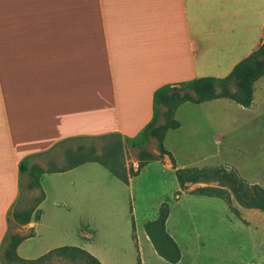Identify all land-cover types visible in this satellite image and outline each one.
<instances>
[{
  "label": "crops",
  "instance_id": "crops-1",
  "mask_svg": "<svg viewBox=\"0 0 264 264\" xmlns=\"http://www.w3.org/2000/svg\"><path fill=\"white\" fill-rule=\"evenodd\" d=\"M28 1L30 8L25 0L24 8L31 12L15 32L0 34V254L7 233L31 234L16 247L22 259L34 260L58 247L74 246L105 264L84 245L91 244L95 234L83 229L81 219L96 215L97 205L68 183L84 163L42 173L43 197L22 224L12 216L21 195L20 166L65 139L117 133L123 140L137 141L155 116L159 88L201 76L224 77L259 45L264 39V0H73L72 5L62 0ZM263 80L264 76L254 82L249 107ZM165 149L174 164L167 154L156 161L173 173L186 167L171 149ZM149 162L135 176L127 170V184L109 171L124 186L120 198L127 208L114 206L113 192L101 195V201L113 205L112 212H128L140 264H193L185 260L166 223L181 252L175 263L156 252L144 230L145 222L156 218L162 200L136 222L133 183ZM46 173L67 177L51 179L49 194L41 183ZM100 182L113 184L111 179ZM57 259L80 261L52 254L24 264ZM0 264H4L1 257Z\"/></svg>",
  "mask_w": 264,
  "mask_h": 264
},
{
  "label": "rangeland",
  "instance_id": "rangeland-1",
  "mask_svg": "<svg viewBox=\"0 0 264 264\" xmlns=\"http://www.w3.org/2000/svg\"><path fill=\"white\" fill-rule=\"evenodd\" d=\"M23 2L0 0V34L14 33L19 21L31 12V9L24 8L26 2L29 8L31 3L28 0H25V4ZM61 2L72 5L73 0ZM160 110L157 124L164 122L163 106H160ZM175 112L174 118L181 127L166 131L163 144L172 150L178 162L186 164V167L234 169L247 183H258L264 188V86H256L253 104L248 109L227 98H218L200 104L184 102ZM115 139L92 137L65 141L48 152L31 157L27 166L38 164L46 169L52 163L53 166L62 167L66 165L67 149L93 147L96 154H102L103 145ZM119 157L129 173L139 171L141 164L150 161L133 183L138 208L136 222L140 223L151 214L160 200L166 201L169 206L168 232L181 244L187 262L264 264V212L241 208L229 192L231 204L240 211L241 218H238L223 199L191 192L199 186H216L217 181L187 183L186 189L179 188L174 173L161 161H156L161 160L163 155H159L155 137L141 135L137 141L122 139ZM65 177V174L46 173L41 177V183L49 191L51 179ZM102 179H111L112 186L111 183L100 182ZM29 181L30 176L25 171L22 174L18 208L31 206L35 198L41 195L39 188L28 187ZM68 183L76 187L82 197L88 196L91 204L97 205L94 211L96 215L81 219L83 229L93 230L95 234V240L84 245L99 254L105 264H140L137 246L132 239L131 217L128 212H112L117 205H120L118 209L127 208L125 199L120 198L125 193L121 190L124 187L122 183L108 169L91 162L74 170ZM112 192L116 196L114 206L101 201V195ZM78 263L82 264L81 261ZM46 264L70 263L57 259L48 260Z\"/></svg>",
  "mask_w": 264,
  "mask_h": 264
},
{
  "label": "trees",
  "instance_id": "trees-1",
  "mask_svg": "<svg viewBox=\"0 0 264 264\" xmlns=\"http://www.w3.org/2000/svg\"><path fill=\"white\" fill-rule=\"evenodd\" d=\"M264 76V39L246 57L237 62L232 70L224 77L201 76L188 82L167 84L159 88L155 93L156 111L154 118L144 127L143 135L152 136L158 141L159 155L167 154L171 163L174 164L173 157L165 149L163 139L165 132L169 129H177L180 123L174 118L177 107L190 102L200 104L218 98H227L234 103L247 108L253 100V84ZM160 106H163L162 115L164 122L157 124V118L161 113ZM100 138L114 137L103 145L102 154H96L93 147L85 148L78 146L76 149L65 151L66 165L56 167L49 164L48 168H43L38 164L30 166L21 165L20 172H28L30 181L28 187L39 188V178L45 172H59L75 167L85 162H96L107 168L115 177L123 183H128V173L122 162L120 153L122 149V138L117 133L96 136ZM81 138L65 139L70 141ZM62 141L61 143L65 142ZM155 158V157H152ZM143 164L139 166L142 167ZM138 169L129 173V176L138 174ZM175 178L179 188L186 189L187 183L217 181L216 186L205 185L193 189L195 195H205L218 197L225 201L229 210L238 218L240 211L231 204L229 192L237 203L243 208H254L264 212V188L258 183H247L236 170L224 167H183L174 170ZM43 194L35 198L34 203L27 208H15L12 211L14 220L19 223H26L35 206L42 199ZM169 214V206L163 201L157 212L156 218L148 220L144 224V230L153 244L156 252L166 261L175 263L181 257L180 248L175 240L169 235L166 229V220ZM31 234L21 235L19 233H7L5 242L1 250V260L4 264L11 262L36 263L52 256V254L62 255L66 258H78L82 264H100V262L87 251L74 246H62L49 251L43 256L34 260H25L18 257L16 253L17 245Z\"/></svg>",
  "mask_w": 264,
  "mask_h": 264
}]
</instances>
